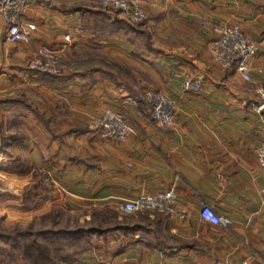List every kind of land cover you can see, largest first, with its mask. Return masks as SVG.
Listing matches in <instances>:
<instances>
[{
    "label": "crops",
    "instance_id": "1",
    "mask_svg": "<svg viewBox=\"0 0 264 264\" xmlns=\"http://www.w3.org/2000/svg\"><path fill=\"white\" fill-rule=\"evenodd\" d=\"M98 1L34 0L24 15L34 26L30 40L1 36L0 174L18 188L38 172L52 179L30 215L60 204L119 226L73 264H262L256 150L264 113L253 110L257 95L234 68L220 66L210 44L216 25H238L258 45L250 76L264 89V0H140L148 18L138 33L106 17ZM41 50L63 60L59 75L28 67ZM187 77L200 82L197 92L183 90ZM146 89L176 102L170 130L151 119ZM105 109L123 111L136 133L125 142L99 138L92 122ZM168 188L172 213L119 210L125 198ZM203 205L226 225L201 218ZM22 207L5 199L0 214H26Z\"/></svg>",
    "mask_w": 264,
    "mask_h": 264
},
{
    "label": "built area",
    "instance_id": "2",
    "mask_svg": "<svg viewBox=\"0 0 264 264\" xmlns=\"http://www.w3.org/2000/svg\"><path fill=\"white\" fill-rule=\"evenodd\" d=\"M34 0H0V38L4 36L9 42H28L32 24L24 21L29 6ZM102 8L111 7L125 19L136 22L148 17L140 0H99ZM214 37L210 51L214 59L223 68H234L240 78L247 83V92L255 93L257 101L252 106L256 113L264 107V89L256 86L250 76V65L258 52V45L235 24H218L213 28ZM69 39V35L65 36ZM63 60L51 50H41L28 61V67L39 75H59L63 70ZM185 92H197L200 82L187 77L182 86ZM143 102L155 124L170 130L175 124L176 102L169 96L152 90H144ZM92 128L102 140L125 142L136 133V127L123 111L105 109L92 122ZM258 167L264 174V141L256 150ZM46 183H52L47 176ZM176 197L172 188L155 194L125 198L119 204L123 214H135L144 211L172 213L175 210ZM200 216L214 225H226V218L217 214L211 206L203 205ZM264 264V262L262 263Z\"/></svg>",
    "mask_w": 264,
    "mask_h": 264
},
{
    "label": "rangeland",
    "instance_id": "3",
    "mask_svg": "<svg viewBox=\"0 0 264 264\" xmlns=\"http://www.w3.org/2000/svg\"><path fill=\"white\" fill-rule=\"evenodd\" d=\"M147 18L132 23L143 24ZM64 65L65 63L63 68ZM47 176V174L35 173L27 185L18 188L10 181L11 178L9 182L0 174V202L5 199L17 200L23 204L22 209L26 210V214L17 211L10 212L8 216L6 213L0 214V264H73L84 253L96 251L101 235L98 233L99 230L113 226L112 223L105 224L103 215L101 216L97 211L89 214L73 213L60 204L50 205L47 211L41 214L30 215V209L45 199L42 196L51 184L46 183ZM85 231H91L89 237ZM73 232L78 239L72 237ZM27 235L32 240H37L29 248L23 247L24 243L20 244L29 238ZM83 235L85 238H81ZM51 236L57 240V243L52 240L48 242L47 248L42 250L40 240ZM101 236L103 239L104 236ZM86 247L88 249L81 253V249ZM58 248L65 250L59 251Z\"/></svg>",
    "mask_w": 264,
    "mask_h": 264
},
{
    "label": "trees",
    "instance_id": "4",
    "mask_svg": "<svg viewBox=\"0 0 264 264\" xmlns=\"http://www.w3.org/2000/svg\"><path fill=\"white\" fill-rule=\"evenodd\" d=\"M99 7V6H98ZM106 17L108 16V17H110V18H113V19H115V21L117 22V24L118 23H120V25L127 31V32H131V33H138V29H139V27L142 25V23L141 24H133L132 22H130L129 20H127V19H125L123 16H121L120 14H119V12L118 11H116V10H113V9H110V8H101V7H99L98 8ZM135 27H137V28H135ZM46 196H45V194H43V196H42V198H45ZM35 198H37V196L35 197ZM35 200V199H34ZM38 200V199H37ZM103 222L105 223V224H109L110 225V223H112V227L110 226V227H107V228H104V229H101V230H99L98 231V233L99 234H101V235H103L104 237H105V235L107 234V233H113L114 232V230H115V228H119V226H115V224L113 223V221H109L108 219H107V217H105V216H103ZM85 232H87L88 233V237H89V233L91 232V231H85ZM73 235L74 236H72L74 239H78L76 236V234L73 232ZM85 235V234H84ZM84 235H83V237H81V238H85L84 237ZM28 237H29V235H27ZM107 236V235H106ZM23 237H26V236H23ZM79 237V236H78ZM105 238H107V237H105ZM104 238V239H105ZM60 239V238H59ZM52 240H53V242H55V244L57 243V240L55 239L54 240V238L51 236L50 238H48V237H45V238H42L41 240H40V243H41V247H42V250L44 249V248H47V244H48V242H52ZM21 241V240H20ZM36 241L37 240H32L30 237L29 238H27V240H23L22 242H20V244L22 243H24L23 245V247H25V248H29L30 246H31V244H35L36 243ZM61 249H64L65 250V248H58V250L59 251H61ZM88 248L86 247V248H82L81 249V253H84L86 250H87ZM84 251V252H83ZM39 255V254H38ZM37 255V256H38ZM34 257H36V256H34ZM77 261V260H76ZM74 263V262H73Z\"/></svg>",
    "mask_w": 264,
    "mask_h": 264
},
{
    "label": "water",
    "instance_id": "5",
    "mask_svg": "<svg viewBox=\"0 0 264 264\" xmlns=\"http://www.w3.org/2000/svg\"><path fill=\"white\" fill-rule=\"evenodd\" d=\"M261 112H263V113H264V107L262 108Z\"/></svg>",
    "mask_w": 264,
    "mask_h": 264
}]
</instances>
